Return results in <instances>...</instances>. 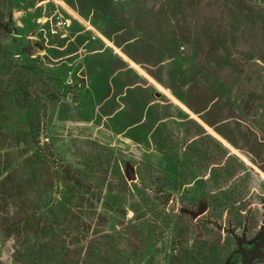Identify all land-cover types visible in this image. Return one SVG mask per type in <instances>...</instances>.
Wrapping results in <instances>:
<instances>
[{
	"label": "rangeland",
	"instance_id": "rangeland-1",
	"mask_svg": "<svg viewBox=\"0 0 264 264\" xmlns=\"http://www.w3.org/2000/svg\"><path fill=\"white\" fill-rule=\"evenodd\" d=\"M0 264H264V0H0Z\"/></svg>",
	"mask_w": 264,
	"mask_h": 264
},
{
	"label": "built area",
	"instance_id": "built-area-1",
	"mask_svg": "<svg viewBox=\"0 0 264 264\" xmlns=\"http://www.w3.org/2000/svg\"><path fill=\"white\" fill-rule=\"evenodd\" d=\"M69 21H70V19L69 18H66V17H63V16H61V15H55V17H54V25L56 26V27H65V26H67L68 24H69ZM92 37H94V36H92Z\"/></svg>",
	"mask_w": 264,
	"mask_h": 264
},
{
	"label": "crops",
	"instance_id": "crops-1",
	"mask_svg": "<svg viewBox=\"0 0 264 264\" xmlns=\"http://www.w3.org/2000/svg\"><path fill=\"white\" fill-rule=\"evenodd\" d=\"M107 45H109V43H107ZM116 49V48H115ZM117 50V49H116ZM120 52V51H119ZM120 54L122 55L123 53L122 52H120ZM155 82V81H154ZM156 83V82H155Z\"/></svg>",
	"mask_w": 264,
	"mask_h": 264
}]
</instances>
